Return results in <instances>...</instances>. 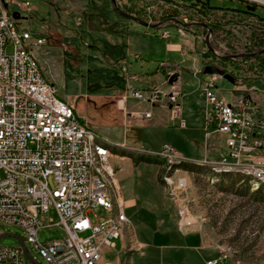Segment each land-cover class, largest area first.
Instances as JSON below:
<instances>
[{
    "label": "rangeland",
    "instance_id": "1",
    "mask_svg": "<svg viewBox=\"0 0 264 264\" xmlns=\"http://www.w3.org/2000/svg\"><path fill=\"white\" fill-rule=\"evenodd\" d=\"M25 1L31 5L30 11L15 7L11 10L21 16L16 21L18 29L30 31L45 40L42 46L34 50L45 78L54 84L60 100L73 104L76 114L108 139L99 137L101 140H107L110 150L120 148L119 144L114 143L124 142L128 148H144L147 152H157L167 145L172 146L183 159L192 162L189 160L192 154L188 152L189 156H184V152L179 149V143L182 145L184 142L186 150V138L190 137V128L200 125V122L204 128L207 104L203 84L208 75L202 72V50L208 31L205 33L202 29L187 28L190 30L181 37L177 27L171 25L172 21L168 17L172 16L178 20L184 18L190 22L200 19L196 13L173 3L159 5L158 0H138L136 5L139 7L132 3L133 6L127 13L148 20L145 11L149 9L151 21L170 25L150 28L122 18L115 13L110 3L103 6V1ZM121 2L116 0L119 9H126L123 4L129 9L128 2ZM209 4L211 7L229 11L209 12L206 20L200 19L214 28L211 29L209 43L218 53L226 54L228 45L239 50L245 44H250L253 32L264 37V24L244 13L230 12L246 9V4L241 0H209ZM160 10H164V13ZM254 13L264 18V6H256ZM49 30L53 34H50ZM164 30L169 33L168 39L161 36ZM167 43L181 44L183 51L167 52ZM7 52H11L10 47ZM234 55L242 54L229 56ZM164 69L170 73L175 70V83L169 85L165 81L162 84L161 71ZM144 81L154 84V87L162 91L178 90L185 96V99L179 97L178 103L181 110L185 109L182 117L187 122L186 130L174 127L173 122L169 120L167 124L164 121H130L128 127L122 125V113L118 110V105H114L112 98L123 92L128 83L140 87L145 84ZM236 85H240L239 82ZM216 86L215 93L219 98L231 99L229 92L233 89V84L221 79ZM252 87L264 93V82H256ZM147 90L149 88L141 91ZM263 98L264 96L260 100H264ZM130 101L131 105L141 110L149 106L139 101ZM193 138L198 141L200 139L197 133ZM210 143L217 144L215 139ZM221 146L223 147V144ZM109 164L121 169L116 175V180L120 183L124 178H134L137 183L142 184L146 193H151L157 198L160 189L157 183V165L140 162L134 166L132 160L126 162L115 157L109 158ZM198 166L202 169H196L194 173L183 172L189 178L187 199L191 206V216L200 224V230L212 245L220 248L221 256L226 257L227 263L264 264V189L260 195H254V190L259 186H253L247 175L237 171H215L207 164ZM248 185L250 187L247 190ZM136 193L140 192L136 189ZM49 216L57 221L53 211H50ZM109 217L110 214L99 207L89 214L92 222ZM37 235L40 242H48L62 238L64 233L54 227L43 228ZM17 237H24L21 228L0 225V247L18 246ZM115 243L113 241V245ZM27 247L33 260L39 264H47L29 245ZM106 251L105 261L114 263V248ZM25 264L33 263L26 260Z\"/></svg>",
    "mask_w": 264,
    "mask_h": 264
},
{
    "label": "built area",
    "instance_id": "2",
    "mask_svg": "<svg viewBox=\"0 0 264 264\" xmlns=\"http://www.w3.org/2000/svg\"><path fill=\"white\" fill-rule=\"evenodd\" d=\"M241 1L246 6H264V0ZM157 2L166 4L162 0ZM12 7L30 11L31 5L25 0H0V225L22 229L24 237L21 239L27 255L21 245L0 247V264H25L26 260L39 264L31 258L27 245L47 264H118L106 262L103 255L106 250H113V241L121 239L124 232L112 229L108 218L94 222L89 218L95 208L106 211L105 191H112V200L119 205V219H124L126 229L130 227L119 203L116 169L109 164L110 157L99 151L103 171L101 174L91 172L87 141L102 136L76 114L73 104L57 97L56 87L45 78L34 54L45 40L18 29L12 18L15 12ZM145 12L150 19V10ZM192 12L200 19L207 18ZM168 18L173 24L178 23V33L185 36L187 29L183 24L189 21ZM168 35L165 31L162 37L166 39ZM9 47L10 53L7 52ZM213 52L203 58V67L214 65L223 74H235L244 79L264 77V67L255 56L222 64L224 55ZM221 79H224L222 75L211 74L203 84L207 104L205 139L218 135L226 148L224 155L211 161L245 166L247 170L264 174V107L240 93L243 85L235 87L236 94L230 92L229 101L219 98L215 89ZM127 90L119 100L121 104L128 96L150 106L164 99L169 105L170 118L177 120L180 128L185 127L177 90L162 91L157 87L147 91ZM124 117L149 120L152 113L124 112ZM148 154L162 157L160 180L167 198L176 208L178 229L181 232L196 227L200 230V224L191 216L187 199L188 175L182 170H169L170 160L183 156L167 145ZM103 181H112V189H103ZM50 211L55 213L57 221L49 216ZM54 227L63 231L62 238L48 242L38 240V231ZM225 261L223 255L207 264Z\"/></svg>",
    "mask_w": 264,
    "mask_h": 264
},
{
    "label": "crops",
    "instance_id": "3",
    "mask_svg": "<svg viewBox=\"0 0 264 264\" xmlns=\"http://www.w3.org/2000/svg\"><path fill=\"white\" fill-rule=\"evenodd\" d=\"M93 1H97V2L103 1L102 2L103 6L106 3L108 4L110 3L111 6H113L111 1H107V0H93ZM121 1L122 2L125 1L130 4L129 9L128 6L123 4V6L126 7L124 12L130 10V8L133 6L132 3L136 5L138 2V0H121ZM139 4L142 5V3L140 2ZM136 7L139 6L136 5ZM61 9L63 10V7H61ZM230 12L235 14L241 13L240 11L237 10H231ZM133 16L147 22L150 25L157 24L158 25L157 27L170 26L164 24L160 25L161 23H155L154 21H151V19L147 20L140 16L138 17L134 14ZM252 17L255 19L257 18L256 15ZM124 19L129 20L127 18ZM171 25H173V23ZM165 31L166 30H164L162 34ZM49 32L50 34H53L50 30ZM56 36L58 38L60 37V35L58 34H56ZM166 50L167 52L181 53L183 51V47L181 44L178 43H167ZM136 58H139V56H136ZM171 72H172L171 75H169L170 72L168 70L164 69L161 71L163 75L162 84H164L165 81L168 83L169 79L173 78L174 74H176V78L173 79L172 84L176 82L177 73H174L175 70H171ZM237 77L239 78V81L237 82H239L240 85L244 86V90L241 91L240 93L250 97L260 107H264V100H260L261 97L264 96V93L258 90H254L252 87L253 84L250 86V85H246L245 83H241V79H242L240 78L241 76H237ZM235 79L233 84L234 87L233 89H231L230 92L236 94V92L234 91L235 87L237 86L235 84L237 83ZM144 83H143L144 85L140 87L128 83L126 85L127 88L123 92L113 96L112 102L114 103V105L115 103L118 105V110L122 113V121H121L122 125L128 127V125L131 123L130 121H147L149 123L150 122L159 123L164 121L167 124V121L169 120L173 122L174 127L180 130H186L187 122L182 117L183 116L182 113H184L185 109L183 108V110H181V118L185 123V127L180 128L178 126V121L172 120L170 118L169 105L166 103L164 99L157 102L154 106L149 105L150 107L148 106V108L144 110H141L139 107L135 105H131L130 100L134 101L135 99L129 96L126 98L125 101H123V104L120 103L119 101L120 98H122V96L128 93L127 90L128 88L141 91L148 88L150 89L152 86L154 87V84H149L148 81H144ZM178 92L180 93L179 97L181 99H185V96H183V94H181L180 91ZM147 111H150L152 113V118L149 120L141 119V118L133 119L131 117H127V118L124 117V112L133 113V112H147ZM187 118L189 119V117ZM92 129L101 136V134L98 131H96V129L94 128ZM204 130H205V123L203 128V124L201 122L200 125L198 126L194 125L193 127L190 128L189 130L190 137L186 138V148H187L186 150L184 149V145H185L184 142L182 143V145L179 143L180 151L182 153L184 152L183 153L184 156L185 155L189 156L187 155L188 152L189 154H192L189 156V160H192V162L195 163H200V161L202 162V160L207 161L205 159H210V160L218 159L221 155H224L226 153V149L224 147L222 138L218 135H212L210 138L205 139ZM196 133L200 137L199 139L200 142L193 138V135ZM214 139L217 142L216 145L214 143H210V141ZM96 142L103 143V140L99 138ZM114 144H119L120 148H111L110 150L109 143H107V148L109 149L110 153L112 152L110 157H115L126 162L132 160L134 166H136L140 162L157 165L158 166L157 183L160 187V189L158 188L159 189V193H157L158 196L155 199L151 193H146L144 191L145 188L141 186L142 184L140 182L137 183V181H135L134 178L131 179L130 177L124 178L121 180L122 183L116 180V184L120 190L119 203L123 206V211L125 213V216L128 218L130 222V227L126 229V226H124L125 228L121 229V232H124V235H121V239L114 240V242H116L114 244V251H112L116 254V260L114 263L117 262L118 264H207V262L209 261L218 260L221 256L220 248L218 246L212 245L207 240L202 230H199L196 227L189 231L181 232L178 229L177 211L172 201L167 198L163 184L160 180L162 161L157 157V155H153L156 157L153 158L150 155H148V153L151 152L145 151L144 148L140 150L133 149L131 147L128 148L125 142L114 143ZM219 144L221 145L223 144L224 148ZM132 154L134 156H132ZM193 154H195V156L197 157H195ZM140 157L145 159H150L151 161L149 162L140 161L138 160V158ZM187 162H191V161H187ZM209 163H215V162L209 161ZM113 168L116 169V175L121 170L116 167ZM136 189L140 193H136ZM106 253L107 251H105L103 255L104 260ZM220 264H229V263L225 261V262H221Z\"/></svg>",
    "mask_w": 264,
    "mask_h": 264
},
{
    "label": "trees",
    "instance_id": "4",
    "mask_svg": "<svg viewBox=\"0 0 264 264\" xmlns=\"http://www.w3.org/2000/svg\"><path fill=\"white\" fill-rule=\"evenodd\" d=\"M107 1H110V0H107ZM164 2H168V3H173L175 5H178V7L180 6L181 8L183 9H188L189 11H195L203 16H206L207 17V14L210 12H227L226 10L224 9H221V8H214V7H211L210 4H209V0H162ZM254 7V10H255V6ZM254 10L251 11V10H243V11H240L241 13H244V15H247V17H250V16H254L255 13H254ZM115 11V10H114ZM128 12V11H126ZM116 13V11H115ZM256 21L259 22V23H262L264 24V18H261V17H258L256 16ZM189 24H194V23H198V24H202L204 25V27L206 26V28H203V27H200V26H196L194 27V29H202L205 31V33L207 32V28H210L212 30H214L213 27L211 26H208L207 24H205L203 21H195V22H188ZM211 30V32H212ZM229 44V43H228ZM227 44V45H228ZM210 45V48L215 51V47L212 46L211 43H209ZM228 48L226 49V54L225 55H232V54H249V53H252V52H257V51H260L264 48V37H261V36H258L255 32H253L251 34V38H250V44L248 45H245L243 47H240L239 50L238 48L236 47H232V45H228L227 46ZM211 52H210V49L208 46L205 45V42H203V50H202V56L203 58H206V57H209L211 56ZM247 57H240V58H235V59H226V60H221L222 64H225L226 62L228 61H234V62H238L240 60H244L246 59ZM254 58H256L262 67H264V53L263 54H259V55H256ZM233 75V74H232ZM236 79L235 81H239V78L237 76H235V74L233 75ZM176 78V74L173 75V79ZM259 81H262L264 82V77L262 78H253V79H244L242 78L241 79V83H245L246 85H252L254 84L255 82H259ZM236 84V83H235ZM138 160L140 161H151L150 159H145V158H138ZM175 169L177 170H182L186 173H194V170L196 169H202L201 166H198V163H195V162H181L179 164H177L175 166ZM250 186L248 185L247 186V190ZM264 189V185H259V187L254 190L253 194L254 195H260L262 193Z\"/></svg>",
    "mask_w": 264,
    "mask_h": 264
},
{
    "label": "bare ground",
    "instance_id": "5",
    "mask_svg": "<svg viewBox=\"0 0 264 264\" xmlns=\"http://www.w3.org/2000/svg\"><path fill=\"white\" fill-rule=\"evenodd\" d=\"M173 25H175L178 28L177 22ZM183 26L186 29L187 28L193 29L196 26L205 28L204 25L198 23H194V24L184 23ZM211 34L212 32H208L209 37ZM238 58H240V56ZM231 76L234 78L233 75ZM98 139L99 137H91L87 141V157L88 160H91V172L94 174H101V172L103 171V163L101 157H99V151H103L104 154H106L108 157L111 156V153L107 148V143H108L107 140H103V143H97L96 141ZM157 157L162 161L161 156H157ZM181 162H186V160L183 158H172L169 163V170H176L175 166ZM198 164H207L211 166L212 169L215 171H226V172L237 171L247 175L251 179L253 186L258 187L259 185H264V174L255 172V170H247L245 166H232V164H228V163H221V164H218L216 162L209 163L207 161L200 162ZM103 189H112V181H103ZM105 208H106V212L110 214V217L108 218V223H111L112 229H117L118 232H121V229L125 228L124 226H126V222H124V219H119V205L116 204V201L112 200V191H105ZM23 250L25 251V246L23 247ZM25 253L27 255L26 251Z\"/></svg>",
    "mask_w": 264,
    "mask_h": 264
},
{
    "label": "water",
    "instance_id": "6",
    "mask_svg": "<svg viewBox=\"0 0 264 264\" xmlns=\"http://www.w3.org/2000/svg\"><path fill=\"white\" fill-rule=\"evenodd\" d=\"M110 1H111L112 5L114 7V10L120 16H122L124 18H127V19H129L131 21L137 22L138 24L143 25V26H146V27L156 28L158 26L157 24L150 25L147 22H145V21H143V20H141V19H139V18H137V17H135V16H133L131 14L122 11L121 9H119V7H118V5L116 3V0H110ZM246 9L247 10H251V11L254 10V8L251 7V6H249V5L246 6ZM12 18L17 21V20H19L21 18V16H20V14L18 12L15 11V12H12ZM205 28H206V26H205ZM207 30L209 32H211V29L210 28H207ZM205 44H206V46L209 47L211 53L214 54L213 50L210 48V45H209V35L206 36ZM263 51L255 52V53H249V54H243V55L223 56L222 58L223 59L238 58L239 56L240 57H245V56L246 57H254L256 55H259V54L264 53ZM203 74H206V75H211V74L222 75L225 80H227L231 84H234V78L230 74H223V71L220 68H218L217 66H214V65H206L203 68ZM172 81H173V78H170L169 81H168V83L169 84H172ZM17 240L19 242V245H21L22 247H24V244H23L22 239L20 237H17Z\"/></svg>",
    "mask_w": 264,
    "mask_h": 264
}]
</instances>
